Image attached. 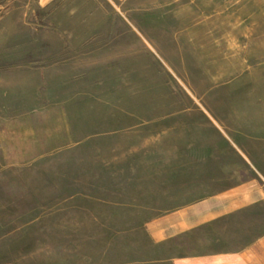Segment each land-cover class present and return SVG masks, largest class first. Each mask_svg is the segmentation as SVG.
<instances>
[{"label": "rangeland", "instance_id": "rangeland-1", "mask_svg": "<svg viewBox=\"0 0 264 264\" xmlns=\"http://www.w3.org/2000/svg\"><path fill=\"white\" fill-rule=\"evenodd\" d=\"M83 1L0 0V81L13 83L15 68L41 70L32 107L48 102L47 166L64 169L65 197L74 192L71 172L103 168L88 158H138L142 139L160 140V158H168L186 129L200 136L207 111L248 157H264V0ZM142 149L147 158L153 146ZM121 167L131 166L119 159L104 167L114 184ZM38 204L0 211V264H41L47 235L56 246L51 221L69 210H50L46 228L8 226L10 216L35 219Z\"/></svg>", "mask_w": 264, "mask_h": 264}, {"label": "crops", "instance_id": "crops-1", "mask_svg": "<svg viewBox=\"0 0 264 264\" xmlns=\"http://www.w3.org/2000/svg\"><path fill=\"white\" fill-rule=\"evenodd\" d=\"M56 1L66 3H39ZM40 71L15 68L13 83L0 81V211L32 212L39 203L35 219H8V226L23 232L48 227L50 210L72 212L51 221L56 246H49L47 235L41 264H264V184L252 185L251 176L264 179V157H248L207 111L200 136L186 129L185 138L170 145L168 158H160L157 139L139 140L138 158H88L103 168L119 159L131 167L114 171L120 178L115 184L108 169L75 170L74 192L65 197L64 169L47 166L48 102L32 107ZM148 146L153 150L144 158ZM87 178L89 184L81 181ZM101 178L106 182L98 187ZM67 229L72 238L65 239Z\"/></svg>", "mask_w": 264, "mask_h": 264}]
</instances>
